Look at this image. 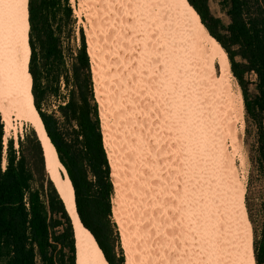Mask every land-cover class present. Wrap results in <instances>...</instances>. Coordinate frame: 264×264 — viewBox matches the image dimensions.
Masks as SVG:
<instances>
[{"label": "rangeland", "instance_id": "374dc122", "mask_svg": "<svg viewBox=\"0 0 264 264\" xmlns=\"http://www.w3.org/2000/svg\"><path fill=\"white\" fill-rule=\"evenodd\" d=\"M68 2L71 6V16L70 19H63L62 33L60 36L64 64L57 65V67L54 68V77L51 79L49 78L47 82L49 90L40 101V106L45 112H52L55 116H58L59 121L64 125V121L60 117L57 106L59 103H63L68 95V87L66 86L64 78L80 46V29H82L85 37L86 49L89 54L93 97L98 106L101 129H103V126L107 125V133L111 138L103 135V142L105 139L112 140L119 173H117L115 177H119L118 181H123L120 182H122V190L124 192L119 195L115 185L114 174L112 173V166L109 162L113 192L110 198L111 214L109 216L108 238L113 243L116 253L120 254V251H122L124 264H195L196 261L194 259L189 261L185 255V238L183 235V226L181 225L184 222L183 218L186 210L184 202L187 203L192 199L193 204L198 208L196 212L195 209L193 211L195 214H198L196 217L195 214L193 215L194 220L192 221L196 229V231H193L195 232V236H198V239L194 236L195 243L197 247L200 248L196 250L195 257L198 254L199 256L200 254L204 255V253H207V255H217L215 245L212 244V246L209 245V247H207L204 244L207 240V236L211 235L209 234L212 225L211 222L215 220L218 215L220 217V211L222 210L220 205L221 199L217 191L222 193H224V191L226 192L224 185V169L213 166V169L211 168L212 174L210 173L208 178L205 177L204 169L207 172L208 166L206 164L203 165L205 162L202 160V157L207 155V158H211L208 151L211 150L212 147H210V141L207 142L208 140L202 137L203 134H206L203 133L205 129L204 124L200 119L194 120L193 126L188 125L193 128L190 131L187 127L181 125V123H183L181 120L179 121L174 118L172 121H178L179 123H176L183 126L181 127L179 125L182 133L183 131L184 134L186 133L187 138L185 139V136H182L184 145L182 141H179L175 136H172L173 140L170 138L167 139L165 136H167L166 134L169 135V133L164 127H168L167 121L169 120L167 119L168 117H165L166 115L162 112L163 107L155 100V97L157 99L160 97V99L164 101L170 100L172 103L177 102L178 106H182V104H180V102H182L180 93L182 92L173 88L175 86H173L172 82L176 85L174 78L172 77V81H168V85L166 86L165 84L166 87L162 88L165 91L163 90L164 93L161 96H159L156 91H153L152 86H150L153 79L147 81L146 75L143 72L145 69L143 68L142 59L135 54L134 47H136L137 40L134 34L136 32L131 31L130 33L126 23L121 22L119 16L116 17L115 14L112 13V11H114L113 5H109L110 9L103 0H68ZM222 2L223 0H208L207 5L209 13L219 18L223 25H227L229 18ZM150 3L152 9L158 8L155 0H150ZM164 13L165 11H163V14ZM58 14L61 15L60 12H58ZM163 14L160 16V19L162 20L165 16L168 21V19H170L169 15ZM58 20L59 15L57 17V21ZM128 34L131 35L129 36ZM178 36L181 42L183 40V38L181 39L182 35L178 34ZM133 37L135 38L133 39ZM185 40L188 42V47L191 46L189 38ZM198 42L201 46H206L207 44L206 40H202L195 43L197 46ZM34 43L39 52L38 40L35 36ZM91 46H93L94 53L96 54L94 62L91 58ZM147 51L148 49L146 53L151 50L149 49V51ZM151 53H148L146 57L150 58ZM170 59L172 60V58ZM236 59L239 60V57H236ZM147 60L150 63L151 59ZM171 60L168 59L169 62ZM96 63L98 66L101 65V67H103H100L102 74L99 84L95 81V71L92 67ZM208 68L209 66L204 64L201 70L206 76L210 74V69ZM213 68L215 78L220 79L221 72L218 65L214 64ZM171 72L172 71L165 73L168 78L172 75ZM137 74H140V76ZM104 75L106 76L104 77ZM230 77L232 98L235 99L236 103H239L240 93L243 99L241 87L234 76ZM143 81H145V84ZM152 83L155 84L154 81H152ZM244 84L247 88L248 99L252 100L257 94L256 75L253 72H246L244 74ZM55 85L57 86L55 87ZM97 86H99L100 92L97 91ZM197 86L198 93L201 94L199 99H201L204 93L201 80ZM181 97L183 98V95ZM176 99L178 100L176 101ZM242 104V115L240 118L230 116L232 121L229 120L226 124L223 120L220 121V119H217L219 125H216V131L214 130L213 134L215 139L214 143L220 145L219 149L222 148L219 152V155L220 153L221 155L217 158V164L219 163L220 165L221 158L222 163L228 158L235 172L234 184L236 188L232 191L233 193H238L236 197L238 201L243 200L242 214L247 228L248 242L252 249L253 260L255 262L254 254L256 248L259 246L264 222V174L259 166L258 153L259 137L261 134L258 127L259 123H261L264 132V116L259 113H255L254 117L251 116L246 111L244 100H242ZM235 114L237 116V113ZM162 122L164 124H162ZM166 123L167 125H165ZM64 127H67L70 131L69 126L64 125ZM11 129L12 130L8 132L4 131L3 145L5 137L12 140L16 156H23L27 166L33 171L31 180L32 186L34 188H42L45 192L48 189L47 179L49 178L58 189L56 184L57 180L62 194L61 183L62 181L65 182L64 172H62L59 167L52 166L48 157L49 165L43 175L37 161H34L35 152L30 134L31 129H34L35 132H37V130L31 123L26 121L21 122L15 119H13V127ZM234 136L235 138H233ZM165 139L171 141H166ZM188 143L189 145H187ZM171 144L172 146H170ZM5 147L7 148V145H4V151ZM163 147L164 149H162ZM191 160L194 161L195 166L193 168ZM207 160L210 161L209 159ZM173 171H175V175L178 179V184L175 187L173 185L174 177H171L174 174ZM131 172L135 175V183H139L138 185L141 187H138V207L132 206L135 205L131 196L134 193L132 194L130 188H128L131 185ZM124 182L125 184H123ZM176 188L180 189V203L176 206L178 207V217L174 207V203L176 202L174 197V193L177 191ZM125 194L126 197H124ZM115 196L118 197L120 202L124 201L120 207L122 208V221L124 223V228H126L125 234L127 235V241L125 240L124 229H122L121 224L116 220V216H114L113 207H115ZM205 197H207V199ZM205 199L206 202H204ZM189 216L191 217L190 212ZM213 217L215 219H213ZM211 219L213 220L211 221ZM190 224L187 223L185 226L187 231L191 228L194 229ZM214 224L216 225V222ZM188 225L189 227H187ZM203 238L206 240H203ZM81 246L85 252L82 244ZM182 254L184 257H182ZM198 260L200 264H206L207 262V260L206 262L204 261L205 257L203 260H200L198 257L197 261Z\"/></svg>", "mask_w": 264, "mask_h": 264}, {"label": "trees", "instance_id": "16d2710c", "mask_svg": "<svg viewBox=\"0 0 264 264\" xmlns=\"http://www.w3.org/2000/svg\"><path fill=\"white\" fill-rule=\"evenodd\" d=\"M187 1L208 33L228 54L230 69L241 87L247 113L253 117L255 113L264 116V0H223L229 18L227 25L209 13L208 0ZM24 2L28 8V70L33 83L31 90L35 108L71 182L81 223L95 238L108 264H124L122 251L117 254L108 238L113 192L111 168L103 142L98 106L93 97L89 54L83 31L80 29V46L64 78L68 87L67 98L57 106L64 125L70 127L69 131L58 116L41 108L40 101L48 93L47 82L54 77V68L64 64L60 36L63 19H70L71 6L68 0ZM34 36L38 40L39 52ZM246 72L256 75L257 94L252 100L248 99L244 84ZM4 125L0 113V264H77L73 221L61 197L58 181L56 184L61 196L49 178L45 192L42 188H34L31 184L33 171L23 156H16L11 139H8L3 167ZM258 128L261 133L259 166L264 174V132L261 123ZM37 134L31 129L34 161L44 175L49 160ZM78 248L84 257L80 261L79 252L80 264H88L79 238ZM254 256L255 264H264V222Z\"/></svg>", "mask_w": 264, "mask_h": 264}, {"label": "bare ground", "instance_id": "6f19581e", "mask_svg": "<svg viewBox=\"0 0 264 264\" xmlns=\"http://www.w3.org/2000/svg\"><path fill=\"white\" fill-rule=\"evenodd\" d=\"M103 1H105V4L107 6L113 5L114 9L113 8L112 9L114 11H112V13H114L116 17L119 16L121 22L126 23L130 33L131 31L132 32L135 31L137 33V35L136 33L135 34L133 33L136 36V40H137L136 47H134L135 54L142 59L143 68L145 69V71L143 72L146 75L147 81H151L150 79H153L152 81H154L155 83L153 84L152 81L151 84L149 83L150 86H152L153 91H156V93L159 94V96H161L165 91L162 88L166 87L168 85V81H172V79L174 78L176 85H174V83L172 82L173 86H175L173 88H176L178 91L182 92L180 93V98L182 101L180 102V104H182V106L180 105L178 106L177 102L172 103L170 102V100L164 101L161 100L160 97H158V99L155 97V100L163 107L162 112H164V114L166 115L164 116L168 117L167 119L169 120L167 121L168 127L167 126L164 127L165 130L166 129L168 130L169 135L166 134L167 136L165 137L167 139L169 138L172 139V136H175L179 141H182V144L184 145V140L182 139V136H185L184 137L185 139L187 138V136L186 133L184 134V131L182 133L181 127L183 126L181 125H184L191 131L193 129L191 126L194 125L193 121L200 119L205 127L203 133H206L203 134L202 137H204V139H207L208 140L207 142L210 141L209 144L210 147H212L211 150H209L210 152L208 151V153H210L211 158H207V155H205V157H202V160L205 162L203 163V165L206 164L208 166V167L206 166L207 172L204 169L205 177L208 178V175H210V173L212 174L211 168L213 169V166L224 169V185L226 192L224 191V193H222L217 191L218 196L221 199L220 200L221 203L220 201L219 203L222 207V210L220 211L221 212L220 217L218 215L216 219L213 217V219L215 220L211 219V221L213 220L211 222L212 223L211 230L209 231V234L211 235L207 236V240L203 238V240H206L204 244L205 246L209 247V245L210 246H212V244L215 245L217 255H211V254L207 255V253H204V255L200 254L199 256L198 254L195 257L196 250L200 248L197 247L195 243V239H194L195 232L193 230L196 231V229L194 227L195 225L193 226L192 221L194 220L193 215L195 214L193 211L195 209L196 212V209L198 208L193 204V200L190 199V201H188L187 203L184 202V205L186 206V210L183 218L184 222L181 224L183 226V231H184L183 232L185 238L184 246L186 250L185 255L187 256V259H189V261L194 259L196 261L195 264H200L199 260L197 261L198 257L200 258V260H203V258L205 257L204 261L206 262L207 260L206 264H255L253 260L252 249L248 242L247 228L245 226L243 214H242L243 200L238 201V199L236 198L238 193L237 192L233 193L232 191L234 190V188H236L234 184V176H235L234 169L232 167V164H230L231 162L229 161L228 158L224 160L223 163L221 158L220 165L219 163L217 164V158L220 157L221 153L219 155V152L222 150V148L219 149L220 145L214 143L215 139L213 133L214 130L216 131L215 127L218 124L217 119H220V121L223 120V122L226 124L227 121L229 120L232 121L231 120L232 118L230 116H235L236 118L237 117L240 118V116L242 115L243 99L241 93L239 96L240 97L239 103H236L235 99L232 98L231 95L230 76H233V74L231 72L232 69H230V63L227 56L228 54L220 46V44L208 33L205 26L200 21L199 15L190 6L187 0H155L156 5L158 7L157 9L156 8L152 9L150 5L151 4L150 0H103ZM108 8H110V6ZM163 11H165L164 13L165 15L167 16L169 15L170 19H168V21L166 20L165 16L162 20L160 19L161 18L160 16L163 14ZM178 34L182 35L181 39L183 38V40L181 42L179 41ZM128 35L130 36L131 34ZM134 38L135 37H133V39ZM186 38H189V40L191 41V46L189 47L187 40H185ZM28 39H29L28 8L25 5L24 0H0V113L5 123V131L8 132L12 130L11 128L13 127V119L20 120L21 122L23 121L29 122L37 130L39 134V136L38 134L37 136L38 138L40 137L39 140L41 141L42 146H44L43 148H45V150L47 151V155L50 159L52 166L59 167L62 170V172H64L65 182L62 181L63 184L61 183L62 196L60 193L59 194L62 197L65 206L68 209L67 211L73 221L74 237L76 243V263L80 264L79 262L80 251L78 248V238H79L88 257V264H108L95 238L90 234L89 230L83 226V224L79 219L75 206L73 187L71 185V182L68 178L64 166L61 164V162L57 157L55 148L50 142V139L47 136L43 123L41 121V118L35 108L33 94H32L33 91L31 90L33 83H32L31 75L28 70L29 59H30V46ZM202 40H206L207 42L206 46L205 45L201 46L199 42L197 43L198 46L195 44L197 41H202ZM91 47H92L90 50L91 58L94 62L96 54L94 53L93 46ZM147 49L148 51L149 49L152 51V53L151 51L150 52L147 51L148 53H151L150 58L146 57V55L148 56V53H146ZM170 58H172V60ZM147 59H151L150 63L148 62ZM168 59L171 61L169 62ZM96 64H94L92 67L93 70L95 71V81L97 84H99V80L101 81L100 76L102 74L101 68L103 67H101V65L98 66V64L97 65ZM204 64H207L209 66L208 69H210V74L208 76L204 75L201 72ZM214 64L218 65L220 69L221 72L220 79H217L214 76V72H213ZM169 71H172L171 72L172 75L168 78L165 73ZM137 75L140 76V74ZM105 76L106 75H104V77ZM199 79L201 80L204 90L201 99H199L201 94L198 93V88H197L198 87L197 85L200 82ZM144 82L145 81H143V83ZM97 91L100 92L99 86H97ZM182 95L183 98L185 99L181 97ZM177 100L178 99H176V101ZM235 113H237V116ZM174 118L178 119L179 121L181 120L183 123H181L180 125L178 124L179 123L178 121L173 122L172 120ZM163 122L162 124H164ZM165 125H167V123ZM102 130H103V135H105V137L107 136L110 138V136L107 133L108 131L107 125L103 126ZM233 138H235V136ZM166 141H171V140H166ZM7 143H8V137H5L4 145H7ZM189 143L187 145H189ZM104 144L108 154L107 156L109 158V162L112 166V173L114 174L117 193L120 195L121 193L124 192L122 190L123 181L122 180L118 181L119 177L118 178L115 177V175H117L118 173V167L116 163L117 160L114 155L115 153H114L112 140L105 139ZM170 146H172V144ZM6 149L7 148L5 147L3 167L5 166V162H6L5 159ZM162 149H164V147ZM207 159H209L210 161H208ZM191 165L192 168L195 166L193 160H191ZM132 172L130 173L131 185L130 187L128 186L127 187L130 188V192L132 194L134 193L131 196L135 205L132 206L138 207L137 204L138 194H139L138 187L139 188L141 187L138 185L139 183L138 184L137 182L135 183L136 181L134 180L135 175H133ZM173 173L174 174L171 177H174L173 185L175 187L178 184V179L175 175V171H173ZM125 182L123 184H125ZM176 189L177 191L174 193V197L176 201L174 203V207L176 209L175 211L178 217V211H177L178 207L176 206L178 205V203H180V199H179L180 189L179 188ZM124 197H126V194ZM205 198L207 199V197ZM206 199L205 201L204 200L202 201L206 202ZM123 202L124 201L120 202L118 197H116L114 201L115 207H113V209L115 213L114 216H116L117 218L116 220H118L119 223L121 224L122 229H124L123 232L125 234L126 228H124V223L122 221V214H121L122 208L120 207V205ZM189 212L191 214V217L189 216ZM197 214H195V217ZM215 222L217 226L214 224ZM187 223L192 225L194 229L191 228L190 230L187 231V229L185 228ZM187 227H189V225ZM77 234H78V238H77ZM196 239H198V236L196 237ZM125 240L127 241L126 234H125ZM80 253H81L80 261H82L84 257L82 255V252ZM182 257H184L183 254Z\"/></svg>", "mask_w": 264, "mask_h": 264}, {"label": "water", "instance_id": "95a60500", "mask_svg": "<svg viewBox=\"0 0 264 264\" xmlns=\"http://www.w3.org/2000/svg\"><path fill=\"white\" fill-rule=\"evenodd\" d=\"M86 228V227H85Z\"/></svg>", "mask_w": 264, "mask_h": 264}]
</instances>
